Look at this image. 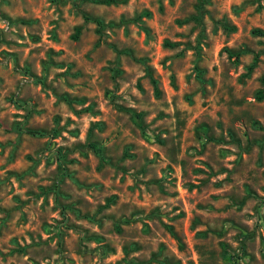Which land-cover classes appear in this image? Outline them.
Masks as SVG:
<instances>
[{
	"label": "rangeland",
	"instance_id": "rangeland-1",
	"mask_svg": "<svg viewBox=\"0 0 264 264\" xmlns=\"http://www.w3.org/2000/svg\"><path fill=\"white\" fill-rule=\"evenodd\" d=\"M98 1L0 0V264H264V0Z\"/></svg>",
	"mask_w": 264,
	"mask_h": 264
},
{
	"label": "trees",
	"instance_id": "trees-1",
	"mask_svg": "<svg viewBox=\"0 0 264 264\" xmlns=\"http://www.w3.org/2000/svg\"><path fill=\"white\" fill-rule=\"evenodd\" d=\"M98 2H100V3L110 4V3L117 2V0H99ZM85 18H86V19H91V17H90L89 15H87V14H85ZM94 20H95L98 24H102V21H101L99 18H95ZM80 30H81L80 27H77V29H76V33L74 34V38H77V37H78V34H79ZM256 32L261 33L262 31H261V30H257ZM152 82H153V84H154V86H155V88H156V92H159V90L157 89V80H156L155 78H152ZM259 94H260V95H259V99H262V98L264 97V91H260ZM33 132H36V131H33ZM36 133H38V132H36ZM92 147L95 148V149L97 150V152H99V153L102 152L101 149L98 148L96 145H92Z\"/></svg>",
	"mask_w": 264,
	"mask_h": 264
}]
</instances>
